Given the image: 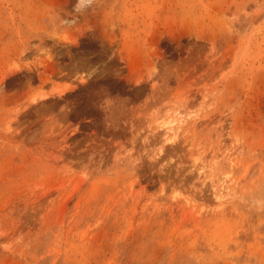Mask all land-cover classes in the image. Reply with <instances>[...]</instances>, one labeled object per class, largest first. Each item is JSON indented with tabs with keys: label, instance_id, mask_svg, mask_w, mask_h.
Returning <instances> with one entry per match:
<instances>
[{
	"label": "rangeland",
	"instance_id": "1",
	"mask_svg": "<svg viewBox=\"0 0 264 264\" xmlns=\"http://www.w3.org/2000/svg\"><path fill=\"white\" fill-rule=\"evenodd\" d=\"M0 264H264V0H0Z\"/></svg>",
	"mask_w": 264,
	"mask_h": 264
},
{
	"label": "bare ground",
	"instance_id": "2",
	"mask_svg": "<svg viewBox=\"0 0 264 264\" xmlns=\"http://www.w3.org/2000/svg\"><path fill=\"white\" fill-rule=\"evenodd\" d=\"M176 120H171V121H168L167 122V129L168 130H172V129H174V125H173V122H175ZM168 124H170V125H168Z\"/></svg>",
	"mask_w": 264,
	"mask_h": 264
}]
</instances>
